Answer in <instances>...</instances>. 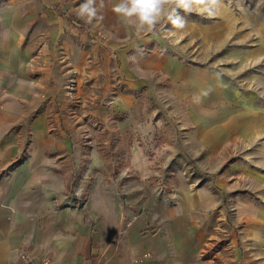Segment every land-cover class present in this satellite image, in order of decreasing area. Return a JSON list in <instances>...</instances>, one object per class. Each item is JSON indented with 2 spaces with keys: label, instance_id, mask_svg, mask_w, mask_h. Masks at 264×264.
Instances as JSON below:
<instances>
[{
  "label": "crops",
  "instance_id": "0c3cea01",
  "mask_svg": "<svg viewBox=\"0 0 264 264\" xmlns=\"http://www.w3.org/2000/svg\"><path fill=\"white\" fill-rule=\"evenodd\" d=\"M4 1L0 264H264V71L163 52L114 0Z\"/></svg>",
  "mask_w": 264,
  "mask_h": 264
},
{
  "label": "rangeland",
  "instance_id": "374dc122",
  "mask_svg": "<svg viewBox=\"0 0 264 264\" xmlns=\"http://www.w3.org/2000/svg\"><path fill=\"white\" fill-rule=\"evenodd\" d=\"M4 2L0 0V6ZM178 11L187 23L183 29L174 28L168 21L158 25L153 36L159 50L187 62L206 65L213 72H227L242 66L240 75L243 78H249L252 72L263 74L264 0H222L218 15L212 18ZM233 54H246L252 59L256 55L261 57L257 56L258 60L252 64H240L229 60ZM199 58H206V61L200 63ZM258 89L259 97L264 100L263 90ZM5 96L2 92L0 103ZM112 159L115 163V157Z\"/></svg>",
  "mask_w": 264,
  "mask_h": 264
},
{
  "label": "clouds",
  "instance_id": "9594fccd",
  "mask_svg": "<svg viewBox=\"0 0 264 264\" xmlns=\"http://www.w3.org/2000/svg\"><path fill=\"white\" fill-rule=\"evenodd\" d=\"M222 0H114L111 11L119 20L133 30L137 36L154 33L158 25L168 21L176 29H183L187 23L179 14L196 13L205 18L218 15ZM106 0H82L76 15L91 25L104 19ZM221 73H217L219 76ZM207 95V93H205Z\"/></svg>",
  "mask_w": 264,
  "mask_h": 264
},
{
  "label": "built area",
  "instance_id": "2783aa9c",
  "mask_svg": "<svg viewBox=\"0 0 264 264\" xmlns=\"http://www.w3.org/2000/svg\"><path fill=\"white\" fill-rule=\"evenodd\" d=\"M0 109H3V105L2 103H0ZM129 225H127L128 227ZM21 258L24 260V261H29L30 260V256L27 252H23L21 253Z\"/></svg>",
  "mask_w": 264,
  "mask_h": 264
}]
</instances>
